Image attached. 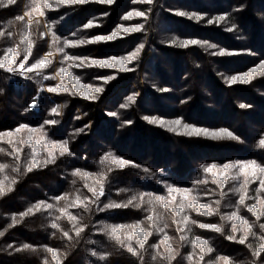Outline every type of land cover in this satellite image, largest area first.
Listing matches in <instances>:
<instances>
[{"label":"trees","instance_id":"obj_1","mask_svg":"<svg viewBox=\"0 0 264 264\" xmlns=\"http://www.w3.org/2000/svg\"><path fill=\"white\" fill-rule=\"evenodd\" d=\"M131 1L133 0H118L119 4L117 6L112 5L111 9H115L112 11L113 14L110 12L109 16L103 20L104 26H101L95 32L111 33V31H118V26L120 25L119 15L128 7V9L131 8ZM213 1L220 9L217 8V11L209 12L212 15L210 19L214 20V18L218 17L217 15H228L230 23L234 26L237 22L236 15L239 13L234 14L231 7L226 8L219 4L220 0ZM231 1L226 0V3L230 4ZM36 2L40 4L44 15L41 16L38 11H33L35 7L33 0H16L13 4H8V0H0V33H4V35H0V57L5 55L8 48L16 49L20 53L18 57H13L16 59V64L11 66L16 69L15 71L8 72L0 68V133L12 131L22 124L28 125L32 129H40L42 126L47 140L68 141V148L72 154L59 156L57 153L54 163L34 168L33 171L28 172L25 164L31 158L32 149L27 145L17 143L16 146L22 148L23 151L20 153V158L16 159L6 154L7 151H11V146L0 142V148L6 150V152H0V163H7L10 166L4 172H0V180L4 181L5 187L10 185L12 179L16 180L15 184H11L13 190L4 196H0V232L3 233V235H0V264H45V262L47 264H56L52 254L47 251L49 248L57 252V258L61 261V264H168L167 260L161 259L159 256H157L156 260L152 259V256L157 253L166 254L163 246L152 247V245H161L165 234L169 237L168 243L172 245V248L177 253L176 259L171 264H196L199 253L192 243L196 237L208 240L210 246L214 249L212 253L205 257V261H202L201 264H207L209 261L215 262L218 256L229 257L233 264H264V253L260 257L253 255L254 250L261 243L260 237L264 236V230L259 227L264 224V216L257 220L252 213L247 211L246 207L238 204L241 193L233 192L231 189L239 187V180H232L227 183L223 190L227 194L221 195V190L218 186L211 182L212 176L203 171V167L211 164L223 165L236 161L256 160L264 164V148L258 146L259 141L264 139V94L260 96L257 93H249L246 89L241 91L233 88L234 92L240 93V101H236L234 106L231 104L230 99H225L226 104L223 105L221 113H218L219 122L215 123L216 120L214 122L211 121L213 126H210L209 124L211 123L204 117L203 108L199 109L200 107L196 106L189 109L190 113L202 116V120L199 122L200 125L197 127H203V129L210 131L228 129L239 138L237 140L222 139L210 141L205 137L206 142L185 140L187 142H179L180 146L176 147L174 143L178 139L176 137L173 138L174 134H172L175 132L157 125L159 130H153L155 134L152 135L153 137H149V134H143V131L139 133L140 136L136 135L134 142H109V138L113 137L114 128L120 129L126 134L123 129H130L135 126L136 120L142 126L141 118L149 113L144 107V99L151 93L148 92L149 94H146L144 89L140 88V94L135 98V102L129 103L127 97H129L130 93L136 95L134 90L129 88L124 92L121 88L115 87V82H112L111 85L105 81L104 84L88 83V79L84 75L93 72L90 67L87 65L80 66L83 68L81 70L85 72H79L80 68L72 67V65L79 64L80 60H68L64 54L57 52L56 58L53 57L51 60L52 63L55 59L58 60V69L65 67L74 77H79L81 83L91 85L93 88L97 84L102 91L99 93L92 92L91 95L94 98L86 99L84 95L74 94V85L69 83L68 78L65 76L64 83L73 91L61 92L60 94L64 102L61 111L58 113L61 117H65L64 122L58 127H49L45 124V121L49 119L46 118L45 112L34 111L31 108L32 99L36 95L35 92L38 85H40L41 79L37 78V81L34 82L26 80L23 85L15 82V74L18 72L19 64L24 59L27 49L31 47L32 54L30 58L34 59L44 49L43 34L47 29L46 24H49L51 19L45 20L47 10L43 7V0H36ZM48 3L52 6L55 5L50 0H48ZM99 5L92 4V8L84 6L80 15H77V19L83 23L91 15V9H102ZM173 6L168 0H157L158 8L155 6L154 20L149 25L153 32V42H157L159 38L156 26L157 16L161 17L160 13L163 7ZM219 10L220 12H218ZM25 13H30V16L25 15ZM17 17H24V19L19 20ZM95 17L92 16L91 19H95ZM217 23L215 22L214 24L216 25ZM252 24L255 26L253 35L258 37L256 21ZM235 29L237 31L236 26ZM202 32L209 37L215 31L210 28ZM25 36L28 37L27 40L24 39ZM212 39L215 38H206L204 41L207 44L200 45L202 47L200 49L197 46V49L193 50L196 53L195 55H198L196 57L199 60L195 61V67L201 65L200 68H203V71L206 68L207 77L209 78L210 76L213 79L215 85L213 88L219 90L218 78L210 75L211 66L209 63L214 59L212 57V53H214L212 50L214 49L209 47L208 43L219 44ZM142 41L145 40L143 39ZM227 41L232 44L235 43L231 40ZM67 56L80 58V56L70 53ZM8 63L11 64V60ZM52 63L48 67H51ZM177 66L176 72L181 73L183 71L182 67L180 64ZM230 67L232 66L230 65ZM255 67L254 64L250 65V69ZM96 68L97 71L100 69L97 66ZM197 69L196 67L195 71ZM146 74L147 72L145 76ZM187 75L189 74L186 73L183 75L185 77H182L186 78ZM248 79H251L249 84L253 88L255 87L261 93L264 92V76L261 71L249 75ZM60 83L61 78L59 76V81L55 86ZM78 86L75 85V87ZM107 88L109 91L106 90ZM116 90H119V92L117 93ZM83 91L84 89H81V92ZM196 91L197 87L193 86V92ZM126 93L129 94L126 96L122 95ZM210 94L215 97L216 104L221 103L222 95H219V92L213 89ZM109 99L114 104L111 111L113 113L118 112V117H120L117 120L114 118L116 127L113 126V128L110 123L106 124L101 120L102 106L107 104V101H110ZM42 104L45 109H51L52 107V103L48 101L42 102ZM125 104L128 106L125 107L126 109L124 108V111H117L119 106ZM241 105H245L247 108H242ZM162 109L163 107L160 106L157 111L161 115H166L165 112H161ZM78 111L81 114V120L75 121L74 118ZM237 114L241 115V117L238 116V119L236 117ZM155 115L158 114L156 113ZM161 119L171 120L168 117H161ZM130 120L134 121L133 124H128ZM246 121L250 122L251 127L247 126ZM141 128L143 127H136L137 130ZM80 129H83V132L89 131L90 133L82 135L78 131ZM107 132H109L108 136ZM96 134L100 137L99 142L94 138ZM28 138H31L34 142L39 141L41 133L39 131L36 133L23 132L16 139L19 141L20 139ZM201 140L204 139L201 138ZM36 147L39 151L38 158L41 160L46 158V145L37 143ZM108 152L131 161L136 166H127L120 169L114 165L100 163L101 157ZM193 160L194 162H190ZM109 167L113 169L110 172L107 171ZM12 168H18L19 171H13ZM76 169L92 173L96 178L101 173H104L107 177L104 182L105 194L94 203H89L87 208L70 207L77 196L81 199H93V194L88 191L85 184L93 185L95 180L93 178L84 180L78 176H73L72 172ZM145 169L148 171H145ZM162 172L167 173L165 175L167 180H163L165 185L161 187L155 179ZM5 176L8 177L7 180L4 179ZM144 177L152 183V188L147 187L143 182ZM204 179L209 182L207 184L194 183ZM168 185L177 188L194 189V194L199 197L200 203H212L220 200L219 213L204 216L188 210L186 214L197 223H190L183 232H180L178 228L181 225L173 223V214L158 205L156 206V211L161 213L163 218L156 221V227L154 228H149V222L145 219L150 214L147 211L151 207L150 205H143L140 208L130 206L128 208L104 209L105 204L110 202L123 203L132 195L139 193H154L155 195L167 197ZM258 188L259 181L248 185V196L250 199L246 200V204L256 203L258 197L264 198V192H258ZM121 189L126 191H121ZM64 195H67L68 199H55ZM146 199L148 198L146 197ZM178 200L179 196H177ZM40 201L53 204L54 207L52 209H42L38 212L34 211L32 214L23 217L20 216L21 213L26 212L27 209ZM213 207L217 206L213 204ZM64 208L76 216L77 220L71 221L68 219L60 211ZM101 209L104 210L101 211ZM237 209L239 214L252 224V232L255 233V235H249L245 244L226 238L232 234V222L221 219L223 215L237 211ZM53 223L58 224L59 228H52L51 225ZM137 223H141L142 227L148 228L153 233L147 238L148 243L143 250L137 248L141 252L142 259L140 256H133L125 247L112 240L108 235L109 229L106 227L121 224L135 225ZM200 223L220 225L223 228V232L200 228L198 226ZM80 227H83L84 231L77 236L76 229ZM157 228H163L164 231H157ZM65 231L69 233L71 239L63 235ZM128 231L130 229L126 228L123 230V232ZM123 232L121 234L122 238ZM235 235L239 238L242 233L238 231ZM182 236L185 239L181 240L180 237ZM126 243H131L134 247L137 246L136 239L130 242L126 241ZM25 244L31 245V249H23ZM18 248L22 250L16 251ZM93 251L97 253V256L91 255ZM101 255L106 256V259H99ZM189 255L193 256L192 260L187 259Z\"/></svg>","mask_w":264,"mask_h":264},{"label":"rangeland","instance_id":"obj_2","mask_svg":"<svg viewBox=\"0 0 264 264\" xmlns=\"http://www.w3.org/2000/svg\"><path fill=\"white\" fill-rule=\"evenodd\" d=\"M50 1L55 5H53L51 8H46L47 12L45 20L51 19V21L49 24H46L47 29L43 34L44 49L35 59L30 58L28 60V62L25 64V69L22 70L19 68L18 72L15 74V82L19 85L25 84L26 80L34 82L37 81V78L41 79L39 82L40 85H38V88L35 92L36 95L34 96V99H32L31 108L34 111L45 112L46 118H49L46 121H57L55 124H46L49 127H58L62 122H64L65 118L61 117L60 114H54L52 112L53 108H57L58 112H60L61 108L63 107L64 99L60 95L61 92H49L47 90L49 87H55V84L59 81V75H57L59 72V62L55 59L51 67H48L47 69L44 68L40 72L26 71V69L30 67L31 64L41 59L49 52L53 54L50 59L53 57L56 58V54L58 52L60 54H64L65 57L68 53H70L73 55H78L82 59L90 58L99 60L101 58L108 59L110 57H127L129 53L136 51L140 44L144 45V48L139 52V55L136 59L132 60L131 63L125 62V66L132 70L123 71L119 67L109 68L97 66L100 68L97 71L96 66H91L90 70L93 72L84 75L86 76L85 78L88 79V83L95 82L100 84H104L105 80L102 78L115 77L114 79L107 80V82L110 83L109 85H111L112 82H115V87L121 88V90L124 92L130 88L134 90L136 94L134 95L135 98H137V95L140 94V88L144 89L146 94L151 93L146 99H144V107L149 113L145 114L141 118L143 122L142 126L139 125V121L136 120L134 124L135 126L131 127L130 129H123L126 134H124L122 130H117L114 128V132L112 133L113 137L111 136L109 138V142H134L136 135L138 134V136H140L139 133L143 131V134H149V137H153V130H159L158 126L160 125L150 123L148 119H145V117H156L157 119H161V117L171 118V120L168 121L164 120L166 122L180 119L183 123L197 127L200 125L199 122L202 120V116L199 114H192L189 111V109L196 106L200 107L199 109L203 108V115L210 123L211 121L214 122L215 120V123H217L219 122L218 113H221V109L224 107L223 105L226 104L225 99H230L231 104L234 106L236 105V101H240V93L234 92L232 90L233 88L240 89L241 91L246 89L247 92H252V94L257 93L260 96H263L262 94H264V92L261 93L259 90L255 89V87L253 88L249 82L245 83L242 82V80H238L236 83L229 82L232 77H245L246 74H249L251 70V64H254L256 66L255 68H257L261 62H264V0H232L230 4H227L226 0H220L219 4H222L226 8L231 7L234 14L239 13L236 15L237 22L234 26H232L230 23V18L228 15H217L225 16L226 19L224 21L218 22L216 25L214 23L208 22L209 20H213L210 19V16L212 15L209 12H214V10L217 11V8H219L213 0H168V2L174 6L163 7L162 12L165 14L161 12V17L157 16L158 20L156 26L159 35L157 42H153V32L149 27V25L154 20V13L156 11L155 6L156 8L160 6L159 5L157 7V0H153L151 4L140 2L134 3L131 1V8L128 9V7L123 11V13H120L119 15V26L122 25L125 28H131L137 25H142L143 27L141 31L124 33L118 27L119 37L117 39L97 43L79 44L75 47H69L65 41H87L96 36H107L112 33V31L111 33H100V31L96 33L95 31L98 28H101V26H104V18L108 17V14L115 10L111 8L113 7L112 5L117 6V4H119L118 0H114V2L111 4L101 3L98 2V0H89V2L82 4H57L56 0ZM92 4H100L99 6L102 9H91V15H89L82 23L81 20L77 19V15H80L84 6H89L92 8ZM56 5L58 6L55 7ZM134 11L145 12L146 18L134 16L129 20L123 19L127 13ZM177 12H184L188 15L180 16L176 14ZM218 12H220V10ZM193 14L194 16L202 17V19L189 18ZM92 16H96L95 19H91ZM89 21L93 23V27L85 28L84 26L88 24ZM254 21H256L258 27V37H254L253 35L255 26H253L252 23H254ZM210 28H212L216 33L214 32V34H211L209 37H207L202 31L208 30ZM229 29H231V31H229ZM211 37L215 38L212 40H215V42L219 43L213 47L214 50H212V52L219 53L221 50H223L225 53L224 55L212 53V57L215 60L213 59V61L209 63L211 66L210 75L218 78L217 80L219 84V90L213 88V86L215 87L213 79L210 78V76L209 78L207 77V72H205L206 68H204L203 71V68H200L201 65L196 66L198 69L195 71V61L199 60L196 57L198 55H195L196 53L193 50H196L197 46H199V49L202 48L201 46L203 43L190 45L186 48L171 44L173 39H177L178 41L198 40L201 42H206L204 40ZM143 39L145 41H142ZM227 40H231L235 43L232 44ZM208 44L214 45V43ZM61 48H63V51H59ZM146 61L148 62L146 63ZM179 64L183 69L181 73L176 72V69L178 68L177 65ZM230 65L232 67H230ZM79 68V72H85L84 70H81L83 68ZM230 71L234 73H231ZM146 72L147 74L145 76ZM186 73L189 75H187L186 78H183L185 77L183 75ZM261 73L264 76V70H261ZM144 76L145 78H143ZM45 77L55 78L46 79ZM148 77L150 78L147 80ZM248 78L249 76H247V79ZM193 86L197 87L196 92H193ZM97 87L98 85L96 84L94 88ZM162 89H167V91H162ZM213 89L214 91L219 92V95H222V98L220 99L221 103L219 104L215 103V97L210 94ZM106 90L109 91L108 88ZM116 92L118 93L119 90H116ZM128 94L129 93L122 95L126 96ZM131 95L133 94L130 93L129 96ZM109 100L110 101H107V104L102 106L101 114L103 117L101 116V120H103V122L106 124L110 123L111 127L113 128V126L116 127L114 121L120 117H118V112H115V115H113V111L111 110L113 109L112 105L114 104L112 103L111 99ZM47 101L52 103V107L50 106L51 109H45L43 107L42 102ZM160 106L163 107L161 112H165L166 115H161V113L157 111ZM124 108L125 107L119 106L117 111H124L126 109ZM156 113L158 115H155ZM238 116L241 117L240 114H237V119ZM74 120H81V114L79 111L77 112ZM133 122L134 121L130 120L128 124H133ZM246 123L248 127H251L249 121H246ZM209 125L213 126L212 123ZM136 127L143 128L137 130ZM173 127L176 129L173 131L175 133H172L175 135H173V138L176 137V139H178V141L175 140L174 143V146L176 147L180 146L179 142H187L185 140H200L199 142H206L205 137L202 136H189L181 134L185 132V129L182 125H173ZM102 128L104 127L102 126ZM163 128L169 129L167 126ZM198 128L203 129V127ZM79 133L85 135L89 134L90 132L79 131ZM108 135L109 132H107V136ZM94 138L98 142L100 141L98 134H96ZM201 138L204 140H201ZM207 139L210 141H215L214 139ZM190 162H194V160ZM165 175H167V173L162 172L160 176L155 179V181L161 185V187L162 185H165L163 180H167ZM143 182L147 185V187L152 188V183L149 181V179L144 177Z\"/></svg>","mask_w":264,"mask_h":264},{"label":"snow or ice","instance_id":"obj_3","mask_svg":"<svg viewBox=\"0 0 264 264\" xmlns=\"http://www.w3.org/2000/svg\"><path fill=\"white\" fill-rule=\"evenodd\" d=\"M16 0H8V4L15 3ZM89 0H56L57 4H67V3H87ZM98 2L101 3H108L111 4L114 2V0H98ZM133 2H140V3H148L151 4L153 0H133ZM33 3L35 4V7L33 8V11H38L39 14L42 16L44 15L43 11L41 10L40 4L36 2V0H33ZM43 7L45 8H51L52 5L48 3V0H43ZM177 15L184 16L188 15L184 12H177ZM25 15H29L30 13H25ZM145 17V12L142 11H134L129 12L126 14V16L123 17L125 20L132 19L133 17ZM189 18H195V19H202V17L199 16H190ZM19 20H23L24 17H17ZM226 19L225 16H218L214 20H209V23H215L224 21ZM85 28L93 27V23L91 21L88 22L84 26ZM124 33H130L133 31H141L142 25H137L131 28H125L122 25L118 26ZM231 31V29H229ZM0 35H4V33H0ZM119 37L118 31H113L110 35L107 36H96L90 40H80L77 42L72 41H65V43L69 47H75L79 44H85V43H97V42H104V41H111L114 39H117ZM25 40L28 39L27 36L24 38ZM58 39V38H57ZM23 43V41H21ZM207 44V42H201L198 40H183L178 41L177 39H173L171 41L172 45H178L180 47H188L190 45H197V44ZM209 47H215V45H208ZM144 48L143 44H140L136 51L129 53L127 57H110L108 59H90V58H79V57H71L66 56L65 58L68 60L77 59L80 60L79 64H74L72 67H80L87 65L89 67L91 66H99V67H119L123 71H130L132 69H129L125 66V62L131 63L132 60L136 59L139 55V52ZM59 51H63V48L59 49ZM32 54V49L29 47L27 49V52L24 56V59L20 62L19 68L25 69V64L28 62L30 56ZM219 55H224V51L221 50L219 53H214ZM20 53L13 48H8L6 50V53L3 57H0V68L5 69L8 72H13L16 69H14L11 65L16 64V59L13 58L18 57ZM53 54L51 52L47 53L44 57L37 60L35 63L31 64L30 67L26 69L28 72H40L44 68H47L51 63L52 60L50 57ZM11 60V64L8 63V61ZM264 70V62H261L257 68H253L250 70L249 74H246L245 77H239L235 76L230 79V83H236L238 80H242V82H249L247 79V76L256 74L258 71ZM57 75L61 78V83L56 85L55 87H49L47 90L49 92H72L73 89H70L67 87V85L64 83V77L66 76L68 78L69 83H72L74 85V94H80L84 95L86 99H92L94 98L91 93H99L102 91L101 88H93L91 85H85L81 83L79 77H74L71 72L68 71L67 68L61 67L59 69V72ZM47 78H55V77H45ZM115 77H106L102 78L107 82L109 79H114ZM75 85H79L78 87H75ZM81 89H84L83 92H81ZM162 91H167V89H162ZM127 100L129 103L135 102V96L131 95L127 97ZM34 106V105H33ZM128 105H121V107H127ZM241 107H246L245 105H241ZM52 112L54 114H59L57 108H53ZM115 115V113H113ZM145 119H148L150 123L158 124L161 127L167 126L170 131H175V126L182 125L185 129V132L181 133L183 135H189V136H204L210 139L214 140H222V139H230V140H237L239 139L232 131L228 129H220L217 131H210L208 129H202L198 128L194 125L183 123L180 119L166 122L162 119H157L156 117H145ZM57 121L50 120L45 121V124H55ZM41 133V138L39 141H33L31 138L28 139H20L17 141V137L22 132H36ZM78 131H83V129H80ZM0 142L7 143L11 146V151H7L4 148H0V152H6L7 155L13 156L16 159L20 158V153L23 151L22 148L17 147V143L24 144L29 146L32 149V155L30 160H28L25 164L26 170L28 172L33 171L34 168L41 167L43 165H47L50 163H54L57 158V153L59 156L64 155H71L68 148V141H50L47 140L46 134L43 133V127L41 126L40 129H32L29 128L28 125H20L16 129L8 132H2L0 133ZM37 143H42L46 145L47 149V157L43 160L39 159V151L37 150ZM259 147L264 148V139H261L259 141ZM100 163L102 164H108V165H114L117 168L123 169L127 166H136L131 161H127L121 157H117L113 155L111 152L106 153L104 156L101 157ZM10 166L7 163H0V172H4L6 169H8ZM13 171H19L18 168H12ZM113 169L109 167L107 171H112ZM145 171H148L145 169ZM203 171L209 175L212 176L211 182L216 184L218 188L221 190V195H226L223 190L225 188V185L229 183L232 180H239L240 185L239 187H234L231 189L233 192L241 193L239 196L238 204L240 206H244L247 208V211L252 213L253 216L256 217L257 220H259L262 216H264V198H257L256 203L248 205L246 204V200L250 199L248 196V185L251 183H255L256 181H259V188L257 189L258 192H264V164L256 161V160H248V161H236L232 163H225L223 165H216L211 164L206 167H203ZM73 176H78L81 179L88 180L90 178H93L95 180V183L93 185L85 184V187L88 188V191H90L93 194V199L87 200L81 199L79 196L75 198L73 203L70 205V207H83L87 208L89 203H94L96 200H99L101 196L105 194L104 191V182L107 179L106 175L104 173H101L98 178L95 177L94 174L84 172L80 169H76L72 172ZM5 180L8 179L7 176L4 178ZM209 181L207 179L195 181L196 184H207ZM16 180L12 179L10 182V185L8 187H5L4 181L0 180V196L6 195L8 192H11L13 189L11 187V184H15ZM121 191H126L125 189H121ZM168 196H160L155 195L154 193H139L132 195L126 202L123 203H116V202H110L108 204L104 205V209L108 208H128L130 206L140 208L143 205H150L147 209L149 211V215L145 217L146 221L149 222V228L156 227V221L163 218L162 214L156 211V206H160L163 209L167 210L168 212H171L173 214V223L181 225L178 228V231L183 232L188 225L196 224L197 222L194 220H191V218L186 214L188 210L195 211L199 215L204 216H211L216 215L219 213V205L220 200L213 201L212 203H200L199 197L194 194V189L192 188H177L171 185H168L167 187ZM177 196H179V200L177 201ZM146 197L148 199H146ZM56 200H64L68 199L67 195L59 196L55 198ZM213 204H215L217 207H213ZM54 207L53 204L46 203L44 201L37 202L32 207L27 209L26 212L21 213L20 216H26L29 214H32L34 211L38 212L42 209H52ZM104 209H101L103 211ZM64 215L68 217L71 221H76L77 217L72 215L67 211L66 208L60 210ZM179 218V219H177ZM59 219V217H57ZM222 220L232 222L231 223V231L232 234L228 235L226 238L228 240H234L240 244H245L248 240L249 235H255V233L252 232V224L248 222L247 219L242 217L239 214V210L233 211L229 214H225L221 217ZM200 228L204 229H210L215 232H223V228L220 225H214V224H205L200 223L198 225ZM239 226V227H238ZM52 228H59V225L56 223H53L51 225ZM108 230V235L112 240H115L118 244H120L122 247H125L126 250L131 253L133 256H141V252L137 250H143L145 248V245L148 243V237L151 236L153 233L148 228H144L141 226V223H137L135 225H112V226H106ZM167 227V225H165ZM262 230H264V224H261L259 226ZM130 229L128 232H123L124 229ZM157 231L163 232V228H157ZM84 231L83 227L76 229V235L79 236L81 232ZM241 232L242 235L238 238L235 234L237 232ZM122 232H123V238H122ZM0 235H3L2 232H0ZM65 237L68 239H71L69 236V233L65 231L63 233ZM133 239H136V247H134L131 243H126V241H132ZM181 240L185 239V237H180ZM261 243L258 245V247L254 250L253 255L256 257H260L262 253H264V236L260 237ZM169 237L165 234L163 237V240L161 241V245H152V247H160L163 246L165 249V253H157L156 255L152 256L153 260L157 259V256H159L161 259L167 260L168 264H171L173 260L176 259L177 253L172 248V245L168 243ZM193 245L196 249H198V259L196 261V264H201L202 261H205V257L212 253L214 249L210 246V243L208 240L201 239L200 237H196L194 241H192ZM31 245L25 244L23 245V249H31ZM251 247V245H249ZM22 249H16V251H21ZM49 253L52 254V258L56 261V264H61V261L57 258V252L54 249H47ZM93 256H97V253L93 251L91 253ZM99 259L104 260L106 259V256H99ZM188 260H192L193 256L189 255L187 257ZM47 264V262H45ZM207 264H233L231 259L227 256H218L216 257L215 262L209 261Z\"/></svg>","mask_w":264,"mask_h":264}]
</instances>
